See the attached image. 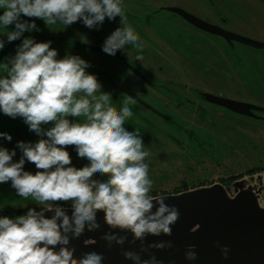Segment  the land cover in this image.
Returning <instances> with one entry per match:
<instances>
[{
	"label": "clouds",
	"instance_id": "clouds-1",
	"mask_svg": "<svg viewBox=\"0 0 264 264\" xmlns=\"http://www.w3.org/2000/svg\"><path fill=\"white\" fill-rule=\"evenodd\" d=\"M0 10V28L15 26L6 33L8 42L38 30L34 20H22V16L42 19L47 26L67 27L82 21L89 29L98 28L106 18L120 17L121 26L105 39L102 50L114 56L126 45L144 47L127 22L122 0H0ZM51 43L26 37L16 54L3 63L7 74L0 78V111L23 118L29 130L41 138L35 143H17L22 152L19 161L13 160L15 150L0 147V183L11 181L20 197H31L41 209L30 208L15 218L0 217V264H103L100 253L76 258L75 249L68 247L70 239L79 238L86 225L89 231L100 227V211L113 230L102 237L109 247L113 243L123 246L127 236L119 233L130 232L132 243L140 241L141 249L139 253L124 251V258L132 264H160L155 255L142 259L140 253L171 248L172 242L144 247L143 241L149 235L171 236L180 213L165 203L167 196L150 194L153 181L145 162L150 153L144 150L139 131L124 126L133 116L129 105L135 104L136 98L124 94L117 110L111 93L101 91L97 77L86 71L90 64L78 55L58 59ZM4 46L0 40V49ZM49 124L51 127H44ZM0 137L12 139L7 133ZM68 146H75L78 156L90 163L79 169L70 166ZM26 161L38 169L35 174L24 170ZM97 173L107 179H93ZM69 201L71 216L57 203ZM45 211L54 215L47 218ZM95 243L93 239L84 241L85 245ZM194 248L189 245L185 252L189 261L197 259ZM228 251L221 247L225 259Z\"/></svg>",
	"mask_w": 264,
	"mask_h": 264
},
{
	"label": "flooded vegetation",
	"instance_id": "flooded-vegetation-1",
	"mask_svg": "<svg viewBox=\"0 0 264 264\" xmlns=\"http://www.w3.org/2000/svg\"><path fill=\"white\" fill-rule=\"evenodd\" d=\"M122 4L128 24L144 44L142 50L135 45H126L124 50L118 51L114 56L102 50L105 39L121 26L120 17L114 20L106 18L98 28L89 29L82 21L67 27L59 24L47 26L42 19L22 16V20H34L38 30L25 32L21 38L8 42L6 33L14 30L15 26L0 28V40L5 42L4 48L0 49V73L7 74L3 63H7L8 58L16 54L24 38L31 37L36 42L51 41V48L57 50L58 59L65 55H78L87 61L90 67L86 71L97 77L102 84L101 91L111 93L112 97L115 95V102L119 107L122 106L124 94L136 98L137 102L129 105L131 110L155 131L175 142L179 143L181 140L171 129L144 116L141 110H148L169 122L175 130L173 120L177 119L165 110L186 104L199 108V127L187 126L188 135L200 136L202 141H209L206 137L212 134L206 133V103L210 104L221 113L229 115L225 122L219 114H215V119L207 118L216 129L215 136H220L217 140L230 143L229 149L233 150L240 126L239 134L246 136L248 141V153L258 150L259 142L264 143V75L255 77L247 66L240 67L239 58L232 51L238 41L229 40L223 34L196 25L180 11L191 13L220 29L236 32L232 26L228 27L229 22L223 18L222 12L214 7L208 9L201 0H122ZM2 14L3 10H0V15ZM223 40L232 49L231 53L223 48ZM138 55L143 59L137 60ZM173 62H178L177 69ZM191 77L198 78L199 86H190ZM212 83L216 86L212 87ZM234 91L240 97L226 94ZM117 94L120 95L116 96ZM207 94L252 106L246 112H238L212 102ZM44 127H51V124ZM20 130L26 133L28 142L19 135ZM16 131L23 142H31L28 129L18 127ZM256 167H262L261 170L264 171V163L259 161V164L250 162L248 168L241 172L253 175Z\"/></svg>",
	"mask_w": 264,
	"mask_h": 264
},
{
	"label": "rangeland",
	"instance_id": "rangeland-1",
	"mask_svg": "<svg viewBox=\"0 0 264 264\" xmlns=\"http://www.w3.org/2000/svg\"><path fill=\"white\" fill-rule=\"evenodd\" d=\"M173 1L174 0H168V2ZM201 2L208 9L209 7H214L219 12L221 11L223 18L229 22L228 27L232 26L233 30L237 33L264 42L263 1L201 0ZM222 45L224 49L229 50L231 53L232 49L224 40L222 41ZM232 51L238 56L240 67L245 68V66H247L255 77L264 75V73H261L264 71V48H256L236 42V46ZM173 64L177 69L178 62H173ZM197 83L198 78L191 77L190 86H199ZM211 86L215 87L216 84L212 83ZM226 94L240 97L239 93L236 91ZM119 95L120 94H117L116 96ZM114 96L112 97V105L119 110L120 107L118 103L115 102ZM206 108L207 118L215 119V114H219V117H222L224 122L226 119H229V115L221 113L218 108L212 107L210 104L206 103ZM197 109L199 108H193L186 104L183 107L176 108L174 106L172 109L165 110L171 117L179 121L173 120V123L176 125L175 130L171 128L169 122L155 116L148 110H141L144 116L154 119L158 123L171 129L181 140L179 143L168 138L159 131H155L144 119L139 117L137 113H134L135 111L133 110V116L125 121L124 126L129 131H139L144 142V150L150 153L145 162L149 164V178L153 181L151 195L173 194L200 186L212 185L214 183H222L225 186H231L233 182L244 178L250 181L249 177L251 174L241 171H245L250 162L259 164V161H261V163H264V143L259 142L258 150L255 149L254 152L248 153V141L246 136H241L239 134L241 132L240 126H238V139L235 142L233 150L229 149L230 143L221 141L220 139L217 140V137L220 136H215L216 129L207 118L206 133L212 134V136L206 137L209 141H202L201 138H199L200 136H189L188 129L186 128L187 126L199 127L197 122L200 116L198 113L200 110ZM215 109L217 112H215ZM70 119L75 120V118ZM18 127L28 129L31 143H35L41 138L36 133L29 130L23 118H12L0 111V133H7L12 137L11 141H8L4 137H0V147L7 148L9 151L15 150L16 156L13 157L14 161H19L22 156V152L16 147L17 143L22 141L16 133ZM66 150L71 156L70 166L79 169L90 163L86 158H80L78 156L75 146H68ZM261 169L263 168L256 167L254 169L255 181L253 183L258 186H264V171ZM24 170L32 174L38 171L35 165L28 161L25 162ZM93 179L103 181L106 180L107 177L97 173L94 175ZM231 179L233 180L226 181ZM262 197L264 200V188ZM57 203L61 207H71V201ZM30 208H35L37 211H40L41 206L35 204L31 197L28 199L20 197L11 186V181L0 183V211L15 212Z\"/></svg>",
	"mask_w": 264,
	"mask_h": 264
},
{
	"label": "water",
	"instance_id": "water-1",
	"mask_svg": "<svg viewBox=\"0 0 264 264\" xmlns=\"http://www.w3.org/2000/svg\"><path fill=\"white\" fill-rule=\"evenodd\" d=\"M176 8H174L175 10ZM180 10V9H177ZM191 22L207 30L223 34L229 40H236L256 48H264V42L248 36L220 29L219 27L200 20L191 13L181 10ZM3 74L0 73V78ZM212 102L224 105L238 112H246L252 105L220 97L213 94L206 95ZM19 135L28 142L24 131ZM237 180L230 186L214 183L208 186L181 191L167 196L165 203L175 206L180 213L179 219L172 226V235L147 236L143 246L171 241L173 247L165 249L151 248L146 253H140L142 259L155 255L160 264H264V200L262 199L263 185H256L255 175ZM159 196V195H157ZM71 216V207H62ZM155 211V209H153ZM45 216L51 218L54 212L45 211ZM97 222L100 227L89 231L87 225L79 238L70 239L69 248H74V256L79 258L88 252H97L103 255V264H132L123 256L124 251L140 252L141 242L132 243L130 232H120L126 235L123 246L112 244L111 247L102 237L113 231L106 224L104 213H97ZM199 225L197 231L191 229ZM93 239L95 244L85 245L84 241ZM217 244L220 247H217ZM189 245H195L197 259L189 261L185 252ZM228 248L227 259L221 253V247ZM59 245L56 250H59Z\"/></svg>",
	"mask_w": 264,
	"mask_h": 264
},
{
	"label": "trees",
	"instance_id": "trees-1",
	"mask_svg": "<svg viewBox=\"0 0 264 264\" xmlns=\"http://www.w3.org/2000/svg\"><path fill=\"white\" fill-rule=\"evenodd\" d=\"M28 210L29 209L23 210V211H15V212H13V211H10V212H8V211H0V217L7 216L9 218H15L17 216L25 215Z\"/></svg>",
	"mask_w": 264,
	"mask_h": 264
}]
</instances>
